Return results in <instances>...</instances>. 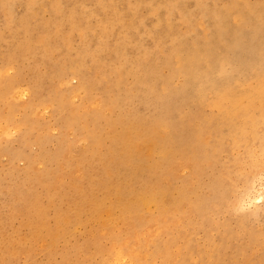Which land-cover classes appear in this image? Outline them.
Wrapping results in <instances>:
<instances>
[{
	"label": "bare ground",
	"instance_id": "6f19581e",
	"mask_svg": "<svg viewBox=\"0 0 264 264\" xmlns=\"http://www.w3.org/2000/svg\"><path fill=\"white\" fill-rule=\"evenodd\" d=\"M263 61L264 0H0V264H191L221 139L264 142Z\"/></svg>",
	"mask_w": 264,
	"mask_h": 264
},
{
	"label": "rangeland",
	"instance_id": "374dc122",
	"mask_svg": "<svg viewBox=\"0 0 264 264\" xmlns=\"http://www.w3.org/2000/svg\"><path fill=\"white\" fill-rule=\"evenodd\" d=\"M227 1L228 0H209V3L211 6H214L217 8V10H219L223 9ZM229 1L240 3L241 0ZM255 1L256 0H249L250 3H254ZM190 2L193 3V0H190ZM18 8L20 7L18 6L15 8L16 12ZM20 11L21 8L19 9V13ZM227 20L232 23L231 20L233 19L230 16L227 18ZM253 22L254 21H251L245 27H242V37L238 38L236 41L238 45L241 41L242 43L240 45L241 50L238 51L237 54L230 59V62L234 65L235 69L240 67L241 62H246L245 64H254L257 59L255 57V50L253 53H249L244 49L248 46V43L245 44V38L247 36L250 37L249 29H251ZM211 23L212 19L210 15L203 18V23H201L203 25L196 26L199 30V33H204V31H206L210 27ZM232 30L229 31V34ZM243 33L246 34L243 35ZM253 44L255 47L257 42L253 41ZM244 58L246 61L244 60ZM260 64V67H263L261 69L264 71V61L260 62ZM41 68L43 69V67ZM19 69L21 70H19V74L16 76V79H22L20 81V85L21 88L24 89L26 88V82L29 78L28 70L27 67ZM233 72L235 74L233 73L232 79L236 83H242L243 76L235 70ZM175 81L178 82L179 79H176ZM69 84L73 86L75 84V79H70ZM247 87L249 88V91H246L247 93L253 92L255 88L253 84ZM262 91L264 94V88H262ZM76 98L79 99L78 96H76ZM49 122L51 128H56V122L53 118L49 117ZM223 131L225 133H228L229 129H226L224 127ZM15 135L18 137L19 132L10 133L11 140L9 139V143H11V146L14 144L15 146H13L17 147V137H15ZM50 139L46 143V147L48 148V150H53L56 144V142L54 141H56L57 138H55L54 136L50 137ZM221 141L223 142L224 148L217 153V157H215L214 159L215 161L211 162V167L209 166L207 168V172H205V174L201 178V187L199 186L198 189V195L202 194V192L206 197H214L213 195H215L214 200H212L209 205L207 204L208 206L206 204H203L202 207L199 206L198 212L195 213L194 216L192 215L190 221L192 224H196L197 226L191 225V223L187 225V229H189V232L187 231L188 242L190 241L189 243H187L189 247L188 254L192 256L191 264H258V256L264 253V142L253 143L248 149L241 144L232 145L230 138H222ZM209 143L211 145L214 144L215 141L212 140ZM28 144L29 145L27 148L22 147L20 149L23 155L26 154L25 152L29 153L31 151L35 153L37 152V150L40 151L39 147L36 144ZM0 158V167H2V163L4 165L7 162L8 158L7 156H0ZM231 160L233 162H231ZM256 160L262 164H260L262 167L260 165L256 168L252 166V164ZM16 164L18 167L22 166L21 161H17ZM208 169L210 172L208 171ZM218 173L220 176L217 175ZM226 173L230 174L227 175ZM211 184L212 186L216 187L215 189L217 191V194L214 191L213 193L212 191H210V189L212 188ZM208 185H210V189L207 188ZM2 194L5 195L4 190L2 191ZM259 195L260 197L256 199L255 197ZM0 197H2L0 198V201H2L3 196L0 195ZM221 197L223 198L221 199ZM204 208L206 210H204ZM199 220L201 221L199 222ZM179 244L182 246L183 250H185V246H183V243Z\"/></svg>",
	"mask_w": 264,
	"mask_h": 264
}]
</instances>
